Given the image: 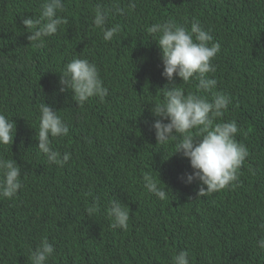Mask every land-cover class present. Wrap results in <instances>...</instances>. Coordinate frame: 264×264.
I'll use <instances>...</instances> for the list:
<instances>
[{
  "label": "trees",
  "instance_id": "16d2710c",
  "mask_svg": "<svg viewBox=\"0 0 264 264\" xmlns=\"http://www.w3.org/2000/svg\"><path fill=\"white\" fill-rule=\"evenodd\" d=\"M43 3L0 0V113L14 122L13 142L0 145V158L16 161L23 183L12 198L0 197V264H32L44 237L55 249L46 264H172L183 250L190 264H264L257 245L264 222V0H119L123 15L115 0H63L57 14L67 22L40 45L28 40L23 19L38 18ZM97 5L109 12L105 27L121 26L111 41L93 24ZM169 20L189 31L198 21L210 44L219 42L216 71L206 74L217 81L211 91L198 92L196 78L169 84L162 76L160 49L147 28ZM74 58L95 63L108 88L103 101L94 96L80 105L71 90L60 91ZM165 86L209 100L213 92L229 97L214 123L236 121V140L248 148L237 181L205 196L198 195L199 181L184 182L192 168L175 153L181 135L158 144L151 127V108L163 101ZM43 103L69 128L67 136L50 137L61 157L71 153L63 167L49 164L37 147ZM146 174L166 199L147 192ZM113 199L129 210L127 230L111 227Z\"/></svg>",
  "mask_w": 264,
  "mask_h": 264
},
{
  "label": "clouds",
  "instance_id": "9594fccd",
  "mask_svg": "<svg viewBox=\"0 0 264 264\" xmlns=\"http://www.w3.org/2000/svg\"><path fill=\"white\" fill-rule=\"evenodd\" d=\"M113 7L116 13L124 14L125 9L120 7L119 0H115ZM129 7L134 9L135 3H130ZM63 10V0H44L38 18L23 19L25 29L30 33L28 40L43 45L45 37L57 33L58 27L67 22L66 18L57 14ZM108 16L109 12L97 5L92 18L94 26L103 31L105 41H111L121 31L119 24L105 27ZM147 32L157 41L163 65L161 74L167 78L169 84L174 83L176 77L182 78L184 83L196 78L199 81L196 86L198 92H208L216 87L217 81L206 74L216 71L211 61L220 52L221 46L219 42L210 44L213 41L212 35L203 30L198 21L192 22L190 31L169 20L151 25ZM166 86L163 101L155 103L151 108L152 114L157 117L151 127L155 130L158 144L165 143L170 138L174 139V134H180L182 138L175 145V153L188 158L192 168L191 172L183 174L184 182L191 184L199 181V196L225 189L230 182L238 180L239 169L249 155L248 148L236 140L239 130L236 121L214 123L215 118L223 116L227 110L229 97L213 92L212 99L209 100L206 96L194 93L186 95L180 87ZM69 90L80 105L94 96L103 101L108 95V88L104 86L95 63L81 58L71 60L61 73L60 91ZM13 130L14 122L0 113V145L13 142ZM68 134L69 128L57 111L46 103L40 104L37 147L46 155L49 164L63 167L70 159L71 153L66 152L61 157L51 147L52 139ZM20 172L16 161L0 158V197L12 198L23 187ZM144 187L148 193L159 199H166L165 190L151 175L144 176ZM98 209L97 202L87 208V213L91 216ZM107 215L113 229H128L129 210L119 200L113 199L109 202ZM259 229L262 235L257 245L264 250V222L259 225ZM54 251L53 244L44 237L30 254L32 264H46ZM172 264H190L189 252L183 250L175 254Z\"/></svg>",
  "mask_w": 264,
  "mask_h": 264
}]
</instances>
